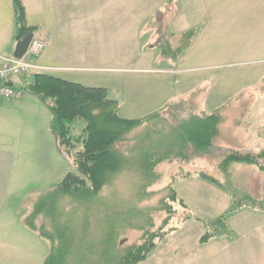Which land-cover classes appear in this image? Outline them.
<instances>
[{
    "label": "rangeland",
    "instance_id": "1",
    "mask_svg": "<svg viewBox=\"0 0 264 264\" xmlns=\"http://www.w3.org/2000/svg\"><path fill=\"white\" fill-rule=\"evenodd\" d=\"M156 1L133 0L136 6L134 10L128 11L131 16L127 21L118 17L120 25L112 27L113 30H119L118 36L121 37H104L110 27L101 26V41H86L87 49L89 46L95 47L100 56L80 60L79 71L64 74L56 72L58 69L43 70L85 86L106 88L109 97L118 102V115L123 118H139L160 110L164 111L167 118L172 117L171 112L184 117L189 109L195 113L209 114L215 109L224 108L221 110L224 120L219 126V134L214 139L211 151L194 154L188 162H160L156 169L161 179L149 188L154 191L153 195L139 200L135 195L139 185L138 177L124 172L106 186L90 206L87 212L88 224L90 223L89 228L94 233H98L97 224L103 221L101 217L108 206L111 207V218L119 214L131 215L127 219L128 225L126 222L127 226L119 235L121 249L138 242L142 235V230L135 226H142L144 221L135 212L147 211L152 217L154 229L161 224L165 213L158 210L159 201L167 195V184L173 175H197L204 172L226 183L218 164L230 150L257 147L252 130L253 123L248 126V117H252L257 110L262 111L264 107L259 102L264 99V57L251 53V49H256L257 46L254 39L264 36L261 14L252 18L249 17V12L247 17L239 18L235 10H230L229 19H225L229 30L221 32L215 30L216 25L210 23L205 11L190 8L172 24L176 0H167L172 10L167 11L169 13L165 14L164 19L161 17L166 8L156 10L155 16L148 19L145 15L147 10L141 5ZM92 18L88 14L84 26H80V33L83 32L87 38L94 35L90 32L92 29L99 28L93 25L90 20ZM258 20L262 23H258ZM160 24L163 25L161 31L167 34H178L192 28L198 30L196 38L181 58L171 60L162 55L158 41L162 34L158 30ZM238 26L241 29L248 26V32L239 30ZM125 34L129 37H123ZM213 35L217 37H210ZM1 36L4 37V33H0ZM169 41L172 46L179 44L178 37H169ZM217 51H227L229 55L218 62L206 56ZM21 77L28 81V76ZM176 115L174 114L175 117ZM51 117L48 108L31 94L23 92L18 98L0 97V163L6 165V198L3 209L6 211L7 222L15 217L26 216L38 198L54 188L71 169L72 158L63 153L64 157L55 144L50 130ZM82 126L81 121L75 122L73 133L79 134ZM149 127L152 126L144 124L134 129L125 146H132L133 139ZM161 127L166 133L170 124L162 123ZM256 171L259 170L252 165L232 164L228 188L237 193V197L243 194L252 195L251 191L254 189L249 185L251 179L257 177L254 176ZM262 181L264 182V178ZM173 187L188 209L185 210L177 202L172 204L176 211L170 227L175 229L140 264H195L205 259V256L211 258V253L214 255L213 264H221L222 260L223 264H228V255L231 254L229 249L233 248L220 245V241L235 240L236 232L233 239H212L208 246H200L198 239L205 232V228L201 221L195 219L198 217L209 220L224 214L231 202L224 195L225 191L198 177H175ZM131 212L135 213L133 217ZM77 214L82 217L84 213L78 211ZM189 214L192 217L183 221ZM226 218L228 224H233L232 218ZM130 223L133 227L129 226ZM27 232L36 237L30 231ZM37 239L38 253L41 254V247H44L47 254V244L44 240ZM240 246L239 244L238 247ZM248 253V259L238 260L240 264H260L258 257L255 258L256 255L252 257L251 249ZM41 260L38 264H41ZM230 263L237 264L232 260Z\"/></svg>",
    "mask_w": 264,
    "mask_h": 264
},
{
    "label": "trees",
    "instance_id": "2",
    "mask_svg": "<svg viewBox=\"0 0 264 264\" xmlns=\"http://www.w3.org/2000/svg\"><path fill=\"white\" fill-rule=\"evenodd\" d=\"M12 6L15 21L13 55L20 58L27 54L36 27L27 23L22 0H12ZM179 8L180 3L177 4L175 14ZM171 10L170 5L167 6L161 19ZM161 27L162 24L158 30L161 31ZM161 33L158 39L161 53L165 58L173 60L184 55L198 30L192 28L178 34ZM169 37H178L179 44L172 46ZM28 77V81L17 77L8 84L35 96L48 108L52 116L50 130L57 134L62 152L72 158L69 172L54 188L41 195L22 219L23 225L47 244L48 251L41 264L142 263L165 236L175 229L170 227L176 211L172 204L177 202L185 210L188 209L173 187L175 177H198L216 185L231 197L224 214L209 220L195 217L205 228L198 239L199 244L212 239L235 237L226 216L243 208L264 211V185L259 196L243 194L237 197V193L228 188L232 164L255 166L264 178V146L258 150H230L218 164L226 183L204 172L197 175H173L167 184V195L159 201L158 210L165 213L161 224L154 229L152 217L147 211L135 212L144 221L142 226H135L142 230V235L138 242L121 249L119 235L128 225L127 219L131 215L119 214L111 218V207L108 206L102 214L103 221L97 224L98 233H94L88 224L87 212L90 206L101 191L124 172L138 177L139 185L135 195L139 200L153 195L154 191L149 188L161 179L156 169L160 162H188L194 154L211 151L214 139L219 134V126L224 120L221 111L224 108L215 109L209 114L195 113L189 109L184 117L171 112L172 117L167 118L164 111L160 110L139 118H123L118 115V102L109 97L106 88L85 86L46 72H35ZM77 121H81L83 126L79 134H74ZM162 123L170 124L168 132L165 133L161 127ZM144 124L152 127L135 137L132 146L126 147L131 132ZM66 200L69 205L64 204ZM78 211L84 213L82 217L77 214ZM135 213L131 212L132 217ZM190 216L183 221L190 219Z\"/></svg>",
    "mask_w": 264,
    "mask_h": 264
},
{
    "label": "crops",
    "instance_id": "3",
    "mask_svg": "<svg viewBox=\"0 0 264 264\" xmlns=\"http://www.w3.org/2000/svg\"><path fill=\"white\" fill-rule=\"evenodd\" d=\"M159 1L161 0H157L153 4L143 3L141 5L144 10H147L145 15H147L148 19L155 16L156 10H164L166 6L170 5L167 0H162L160 5H157ZM176 1H178L177 4L180 3V8L172 18V24L183 17V12L188 8L205 11L210 23L212 24L213 22L216 25L215 30L221 32L228 29V22L225 19H229L230 10H235L239 18L247 17L249 12V17L252 18L261 14L260 19L264 23V0ZM22 3L25 7L27 23L36 27L34 37L46 43V47L39 57L36 58V62L50 69L49 71L58 69L56 72L64 74L79 71L81 69L78 66L80 60L100 56L99 51L95 47L89 46V49H87L86 41L94 40V42H100L103 37L101 35V26L110 27L104 37H121V35L118 36L119 30H113L112 27L120 25L118 24V17L125 18L127 21L131 16L128 11L134 10L136 6L133 0H22ZM177 4H175V8H177ZM88 14L89 18L93 17L90 19L93 21V25L99 28L97 30L92 29L90 32L94 35L87 38L83 32L80 33V26H84ZM257 22L262 23L260 20ZM238 29L248 32V26H244L242 29L238 26ZM14 30L15 21L12 0H0V33H4V37H0V53L13 55ZM109 32L111 35L108 36ZM123 37L129 36L125 34ZM210 37L217 36L213 35ZM254 42L257 46L256 49H251L253 51L251 53L264 57V36L256 37ZM228 55L227 51H217L206 56L218 62L227 58ZM200 57H203V55ZM62 78L70 80L65 77ZM259 102H262L261 105L264 106V99ZM248 121V126L253 123L252 130L256 138L255 143H258L256 148L248 150H258L264 146V107L262 111L257 110L252 117H248ZM5 170L6 165L0 163V264H38V261L40 259L43 260L46 255L44 247H41V254L38 253L39 244L37 238L39 237L23 225L22 216L15 217L10 222H7L5 218L6 211L4 212L3 209L6 198ZM254 176L257 177L251 179L249 186L254 189L251 191L252 195L259 196L263 187V175L256 171ZM177 194L179 196V193ZM224 195L228 202L231 201V197L227 192ZM179 197L182 198L181 196ZM229 218L233 219V224L229 222V226L236 232L237 238L228 242L220 241L222 242L220 245L233 248L232 250L227 248L231 252L228 255L227 263L229 264L232 260L233 263L240 264L241 262L238 260L248 259V251L251 249L252 257L256 255L255 258L258 257L260 264H264V211L243 208L229 215ZM23 227L35 234L36 237H33ZM250 236L251 238L248 239ZM209 242L199 245L208 246ZM239 244L241 245L240 247H238ZM213 257L214 255L211 253V258L205 256V259L195 264H209V262L213 264ZM194 262H197V260ZM223 262L222 260L221 264Z\"/></svg>",
    "mask_w": 264,
    "mask_h": 264
},
{
    "label": "built area",
    "instance_id": "4",
    "mask_svg": "<svg viewBox=\"0 0 264 264\" xmlns=\"http://www.w3.org/2000/svg\"><path fill=\"white\" fill-rule=\"evenodd\" d=\"M45 47V41L33 37L28 47L27 54L23 57L18 58L14 55L0 53V97H20L23 92L14 89L8 84L9 81L17 77L28 76L35 72L48 70L47 67L39 65L36 62V58L39 57Z\"/></svg>",
    "mask_w": 264,
    "mask_h": 264
},
{
    "label": "water",
    "instance_id": "5",
    "mask_svg": "<svg viewBox=\"0 0 264 264\" xmlns=\"http://www.w3.org/2000/svg\"><path fill=\"white\" fill-rule=\"evenodd\" d=\"M53 136H54L55 144H56V146H57L59 152L65 157V155L63 154L62 150L60 149V147H59V145H58V136H57V134H54V133H53Z\"/></svg>",
    "mask_w": 264,
    "mask_h": 264
}]
</instances>
